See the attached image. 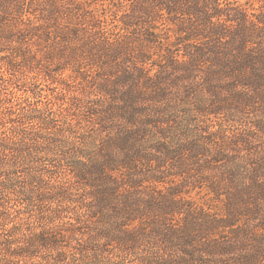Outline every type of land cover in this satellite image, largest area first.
<instances>
[{"label":"trees","instance_id":"trees-1","mask_svg":"<svg viewBox=\"0 0 264 264\" xmlns=\"http://www.w3.org/2000/svg\"><path fill=\"white\" fill-rule=\"evenodd\" d=\"M0 264H264V0H0Z\"/></svg>","mask_w":264,"mask_h":264}]
</instances>
